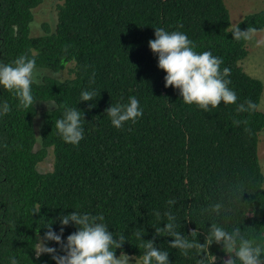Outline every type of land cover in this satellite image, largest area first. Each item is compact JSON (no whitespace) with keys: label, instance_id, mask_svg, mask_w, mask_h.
Listing matches in <instances>:
<instances>
[{"label":"trees","instance_id":"16d2710c","mask_svg":"<svg viewBox=\"0 0 264 264\" xmlns=\"http://www.w3.org/2000/svg\"><path fill=\"white\" fill-rule=\"evenodd\" d=\"M53 1L54 22L44 21L43 33L34 35L44 0H0V63L34 55L38 81L27 109L18 108L14 92L0 85V105L7 102L11 109L0 115V264L12 257L19 264H56L51 254L37 257L38 241L50 224L60 234V217L74 211L102 214L114 238L123 234L126 242L115 254L127 255L129 264H142L143 240L153 237L169 253V264H199L201 258L224 264L230 258L216 242L187 255L171 248L174 237L156 235L168 223L166 212L176 218L175 231L197 244L206 243L215 223L229 232L239 227L264 247V81L246 69L258 38L237 42L230 32L239 25L264 33V0L236 24L225 0ZM155 28L181 31L196 53L222 58L237 104L221 101L204 111L183 103L175 87H165L167 73L149 46ZM83 91H95L94 100L81 101ZM131 97L143 115L117 129L105 110ZM248 99L258 109L237 113ZM65 106L80 111L78 145L66 143L54 126ZM234 120L248 124L236 126ZM48 155L52 167L42 171ZM170 199L176 203L169 205ZM217 203L223 205L219 215L209 210ZM77 230L71 222L64 226L63 241ZM44 243L65 254L55 241Z\"/></svg>","mask_w":264,"mask_h":264},{"label":"clouds","instance_id":"9594fccd","mask_svg":"<svg viewBox=\"0 0 264 264\" xmlns=\"http://www.w3.org/2000/svg\"><path fill=\"white\" fill-rule=\"evenodd\" d=\"M179 28H183V24H180ZM258 31L261 29L257 30L252 26L244 31L240 29L239 25H232L230 28V32L237 42L251 41ZM256 43L257 46L264 45V40H258ZM149 46L153 53L158 54L159 68L167 73L165 87L178 89L183 97V103L195 104L204 111H209V106L218 107L221 101L225 105L237 104V94L228 87L231 80L226 79L230 75L231 69L225 67L221 71L223 60L214 56L211 51L196 53L193 50L195 46L192 41L183 32L178 30L168 32L164 28H155V39L149 41ZM64 51L66 52L67 48ZM36 75L34 55L30 57L28 54H22L11 64L0 63V85L6 90L14 92L19 100L18 108L27 109L34 104L31 86L33 83H38L35 79ZM95 95V91H83L81 101H92ZM94 106L91 105V107ZM257 109L258 105L248 99L239 103L236 111L237 113L251 114ZM9 111L11 109L7 102L0 105V115H5ZM105 111L110 117L112 125L117 129L122 128L125 122L135 123L143 115V109L135 97H131L127 104H112ZM233 124L247 126L248 120H234ZM54 126L68 144L78 145L83 139L81 114L76 108L65 106L63 117L57 119ZM245 131L250 132V129L245 127ZM175 203L174 200H168L169 205ZM222 207V204L217 203L210 206L209 210L219 215ZM156 215L159 218L160 213L157 212ZM165 215L168 223L166 227L156 228V235L167 234L174 237V241L170 242V247L182 250L184 255L188 254L187 250L189 249H202L208 244L216 242L222 244L223 249L230 254V258L225 260L224 264H264V260L261 259L264 247L254 245L253 241L245 238L239 227L229 232L212 223L206 243L197 244L175 231L176 218L171 212H166ZM103 221L102 214L93 215L74 211L68 215H62L60 217V234L52 230L51 224L46 226L49 230L45 233L43 241H38L37 257L42 253L51 254L56 264H128L129 257L127 255L122 254L117 259L115 254V250L121 248L126 242L125 236L121 234L114 238L113 232L109 231ZM70 222L78 230L70 234L65 243L62 239L64 226L69 225ZM195 234L196 231L191 233V235ZM136 235L140 239L143 237L139 231ZM44 241H55L65 254H57V249L47 247ZM142 247L144 248V253L140 257L142 264H169V253L159 250L155 246V237L153 240H143ZM205 261L206 258H201L199 264H205ZM10 264H19V262L12 257Z\"/></svg>","mask_w":264,"mask_h":264},{"label":"rangeland","instance_id":"374dc122","mask_svg":"<svg viewBox=\"0 0 264 264\" xmlns=\"http://www.w3.org/2000/svg\"><path fill=\"white\" fill-rule=\"evenodd\" d=\"M225 2L231 9V18L234 24H236V22L240 20V18L245 12L252 10L260 5L259 0L258 5L256 0H225ZM54 3L55 2L53 0H44L42 5L37 10V14L35 16V23L33 25L34 35H39L43 33L41 24L44 21H48L50 23L54 22L56 18ZM261 5L263 4L261 3ZM254 37L258 38V40H264V33L258 31ZM256 46H254V48L251 50L250 57L246 61V69L251 74L262 78L264 81V45H260L257 47ZM261 108L264 110V98L261 104ZM259 156L264 171V130L260 134ZM52 161L53 156L48 155L47 159L40 164L41 170L45 171L47 169H50L52 167ZM120 257L121 256H117V259H119ZM131 262L132 260L131 258H129L128 264Z\"/></svg>","mask_w":264,"mask_h":264}]
</instances>
